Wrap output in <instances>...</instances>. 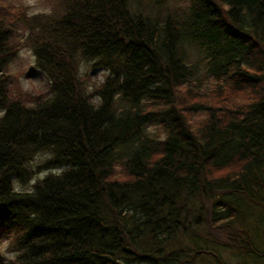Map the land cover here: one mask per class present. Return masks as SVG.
Segmentation results:
<instances>
[{"label": "trees", "instance_id": "trees-1", "mask_svg": "<svg viewBox=\"0 0 264 264\" xmlns=\"http://www.w3.org/2000/svg\"><path fill=\"white\" fill-rule=\"evenodd\" d=\"M42 8L0 0V264H264V0Z\"/></svg>", "mask_w": 264, "mask_h": 264}, {"label": "rangeland", "instance_id": "rangeland-1", "mask_svg": "<svg viewBox=\"0 0 264 264\" xmlns=\"http://www.w3.org/2000/svg\"><path fill=\"white\" fill-rule=\"evenodd\" d=\"M10 1L27 4L29 6L30 13L38 12L43 9L42 7H44V0H10ZM34 63H35L34 54L31 48L28 46H24L23 48L19 50L17 57L14 59V61L10 62L7 69L11 72L20 73L19 81L23 89H27L32 92H38L46 88V77L38 68L35 67ZM79 72L87 77L89 76V78L87 79L88 81L87 83H89L90 81L101 80L103 78L105 70L94 69L91 67L90 62L82 61L80 64ZM147 131L151 135H162L158 126H154V125L149 126L147 128ZM45 157H46V153L36 154L32 162L30 163L31 167L35 168L37 164L42 162V160ZM59 170L60 168L39 169L35 171L25 181L15 180V183H14L15 188L21 189V190H29L32 188L33 183L37 179L43 177L48 172H57ZM8 242H9V238L3 235L0 240V245H1V249L5 251L7 258L12 257L14 254L11 251H7L6 247H7ZM218 252L228 264H237L239 258L235 256L237 252L234 251L233 249L222 247L218 250ZM197 261L198 259H196L194 262L192 261V263L196 264ZM192 263L186 262L184 264H192ZM167 264H178V263L169 262ZM199 264H202V262ZM211 264H215V262L212 261Z\"/></svg>", "mask_w": 264, "mask_h": 264}]
</instances>
